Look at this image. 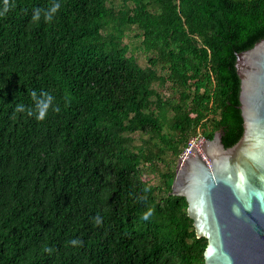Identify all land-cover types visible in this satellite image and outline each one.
<instances>
[{
	"label": "trees",
	"instance_id": "trees-1",
	"mask_svg": "<svg viewBox=\"0 0 264 264\" xmlns=\"http://www.w3.org/2000/svg\"><path fill=\"white\" fill-rule=\"evenodd\" d=\"M263 37L264 0H0V264H204L176 163L241 137L235 52Z\"/></svg>",
	"mask_w": 264,
	"mask_h": 264
},
{
	"label": "water",
	"instance_id": "water-1",
	"mask_svg": "<svg viewBox=\"0 0 264 264\" xmlns=\"http://www.w3.org/2000/svg\"><path fill=\"white\" fill-rule=\"evenodd\" d=\"M235 56L243 133L229 147L220 131L192 145L171 184L207 239L204 264H264V37Z\"/></svg>",
	"mask_w": 264,
	"mask_h": 264
},
{
	"label": "clouds",
	"instance_id": "clouds-1",
	"mask_svg": "<svg viewBox=\"0 0 264 264\" xmlns=\"http://www.w3.org/2000/svg\"><path fill=\"white\" fill-rule=\"evenodd\" d=\"M56 8L59 7V5L57 4L55 6ZM55 10V8L53 9V11ZM40 15V12L37 11L36 13V18H38ZM47 19L51 20L52 19V15L51 13H49L46 16ZM34 95V105L32 107H28L27 110L29 112V114H36L38 116V118L43 119L45 117V115L47 114V111L50 107H55L53 105V101H54V96L51 93H44L43 95H36L35 93ZM26 106L24 104H18L17 105V109L18 110H25ZM150 215V213H145V219H147V217ZM103 221V217L97 215L95 217V222L97 224L102 223ZM72 243H77V240H73Z\"/></svg>",
	"mask_w": 264,
	"mask_h": 264
},
{
	"label": "rangeland",
	"instance_id": "rangeland-1",
	"mask_svg": "<svg viewBox=\"0 0 264 264\" xmlns=\"http://www.w3.org/2000/svg\"><path fill=\"white\" fill-rule=\"evenodd\" d=\"M133 34H134L133 31L126 30L125 35H124V41L129 42L130 49L136 55L137 61L143 65L144 63H146V58H145L144 54L142 53L141 49L137 48L138 47L137 45L139 43V39L134 38L132 36Z\"/></svg>",
	"mask_w": 264,
	"mask_h": 264
},
{
	"label": "built area",
	"instance_id": "built-area-1",
	"mask_svg": "<svg viewBox=\"0 0 264 264\" xmlns=\"http://www.w3.org/2000/svg\"><path fill=\"white\" fill-rule=\"evenodd\" d=\"M203 139V136H193L191 139H189L187 145L184 147L182 153L180 154L179 157H182V155L185 153L187 154L189 148L192 146V145H197L201 140Z\"/></svg>",
	"mask_w": 264,
	"mask_h": 264
}]
</instances>
